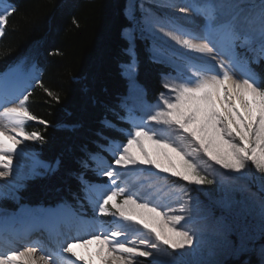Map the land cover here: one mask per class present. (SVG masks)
<instances>
[{
  "label": "snow or ice",
  "instance_id": "obj_1",
  "mask_svg": "<svg viewBox=\"0 0 264 264\" xmlns=\"http://www.w3.org/2000/svg\"><path fill=\"white\" fill-rule=\"evenodd\" d=\"M165 6L176 7L182 13L194 9L205 17V24L199 33H194L174 21L156 19L151 9L145 6V0H128L125 5V17L129 25L124 28L122 36L128 45L124 51L129 59L122 63L120 68L121 74L129 81L130 95L139 87L136 83L139 69L136 40L140 38L137 33H152L156 28L190 52L201 54V57L210 56L212 60L217 61L218 69L207 59L201 58L198 63H192L191 58H187L191 75L183 76L178 68L153 55L154 63L166 64L172 68V71L161 74L164 87L169 89L171 95L161 92L160 103L147 117H137L132 107L124 103L120 105L125 109L126 115H118L117 118L128 120L134 131L126 133V144L109 141L107 146L97 145L112 156V163H108L99 153L89 156L97 165L92 170L98 176H107L109 179L104 192H97L83 172L77 177L83 186L85 199L99 216L118 215L125 223L140 225L149 235L154 236L155 242L143 236L130 237L121 229H108L101 225L89 236L67 239L59 245V251L55 254L36 242L26 245L24 250L17 248L10 253L0 252V264H18L21 261L23 264H57V256L62 257L65 264H76L77 261L93 264L91 259H85L74 251L76 247L88 248L93 244L96 249L91 255L99 258L100 264H142L136 257H152L149 264H188L185 257L194 253L176 250L193 245L195 233H190L182 225L186 220L184 213L190 212V209L182 206L179 214L169 216L158 211L157 206H150L149 201L139 199L134 192L129 191L125 195L126 185L122 179L124 173L117 168L131 171L129 166H152L159 172L168 173L189 183L211 184V179L200 174L194 159L202 152L216 165L235 173H247L251 166L264 173V76L251 67L252 63L258 65L264 61V5H261L256 17L258 26L250 27L247 32L238 29L231 22L218 20L217 13L220 10L235 6L223 3H168ZM14 11L15 7L12 5H9L8 9H0V35L4 33L3 25L7 23L8 15ZM137 11L141 14L139 18ZM256 38L262 43L258 50H253L251 44ZM246 45L249 47L244 53L238 51V48H244ZM247 51H255L251 60ZM18 67L9 69L8 72L0 74V77L18 71ZM48 95L59 99L51 91H48ZM28 99L26 91L15 100L7 99L5 90L0 89V121H5L0 125V169H3L0 171V178L8 177L14 172L19 173V169L14 168L13 164V154L24 152V149L18 150L19 145L24 141L40 144L45 142L38 131L26 130L29 122L38 119L27 106ZM13 103L16 106H11ZM147 121L173 129L179 140L188 146L187 149L170 138H162L160 130L149 127ZM39 123L46 124L42 119H39ZM104 123L106 127L115 128L110 121L106 120ZM59 163V160L48 163L37 158L28 176L39 174V169L45 172L55 171ZM80 163L83 169L89 168L86 160ZM135 170L144 171L138 168ZM148 171L150 172V169ZM8 186L16 189L23 187L22 184L15 183ZM121 197L123 198L119 199ZM0 198H11L16 202L20 199L15 192L10 197L0 195ZM110 204L114 212L110 210ZM64 208L65 205H58L56 209L28 211L57 217L62 214ZM25 209L26 206H21V211ZM260 214L264 218V205H261ZM3 219L5 218L0 217V223ZM82 223L90 224L85 220H82ZM177 225L181 227L178 228ZM90 226H94V222ZM161 244L173 250L175 254L164 251ZM197 244L199 245V240ZM38 248L41 254L36 259ZM161 253L165 257L163 260L158 259ZM73 257L75 259H72ZM208 264L215 262L209 261Z\"/></svg>",
  "mask_w": 264,
  "mask_h": 264
},
{
  "label": "trees",
  "instance_id": "obj_2",
  "mask_svg": "<svg viewBox=\"0 0 264 264\" xmlns=\"http://www.w3.org/2000/svg\"><path fill=\"white\" fill-rule=\"evenodd\" d=\"M0 1L15 7L0 37V74L17 66L18 71H26L35 65L39 82L27 93L26 103L38 119L29 122L26 130L38 131L45 140L35 145L36 158L60 162L55 171L41 170L23 182L17 191L18 203L53 206L65 202L75 206L76 199L84 195L78 174L83 172L90 182L107 181L92 173L90 154L102 153L112 160L97 145H106L110 139L125 141L121 130L129 127L117 118L126 115L120 105L129 90V81L120 68L129 59L124 51L128 45L122 36L129 25L125 17L128 0ZM217 1L235 6L225 10L234 14L232 18L237 22L251 15L247 10L259 12L263 0H246L258 1L253 7L245 0ZM251 16L249 22L255 18ZM247 48L238 51L244 53ZM149 49L146 37L136 40V82L145 99L155 102L164 91L161 74L172 70L166 64L154 63ZM254 55L255 51H247L249 60ZM251 67L264 76V61L252 63ZM48 91L59 99H53ZM39 119L46 124H40ZM106 120L116 127H106ZM82 160L88 162V169L81 167ZM0 206L13 209L15 205L10 199L0 198ZM109 208L112 210L110 205ZM87 210L93 214L90 208ZM110 216H100V220L109 222ZM244 257L232 258L226 264H245Z\"/></svg>",
  "mask_w": 264,
  "mask_h": 264
},
{
  "label": "rangeland",
  "instance_id": "obj_3",
  "mask_svg": "<svg viewBox=\"0 0 264 264\" xmlns=\"http://www.w3.org/2000/svg\"><path fill=\"white\" fill-rule=\"evenodd\" d=\"M207 1L211 0H145V6L151 9L156 19L161 21H174L186 30L199 33L205 24V17L203 15L194 9L182 13L176 7H166L165 5L168 3L177 5H204ZM212 1L213 4H219L217 0ZM222 1L224 2V0ZM246 3L253 7L258 1L252 3L246 1ZM261 5H264V0ZM0 9H7V6L4 3L0 4ZM224 10H220L217 16L218 20L222 22H231L244 32H247L250 27L258 26V21L256 20L258 12L247 10V14L255 15V18L250 21L252 22L250 24L249 19L252 18L251 15L246 17L247 19H240L236 22L232 18L235 17L234 14L229 10ZM136 15L139 18L141 14L137 11ZM137 35L138 37H146L148 39L149 51L152 57L155 55L164 60L166 64L178 68L183 76L191 75L187 57L201 58L196 53H192L177 45L156 28L152 30V33L144 32L143 34L137 33ZM261 43L259 38H256L252 42L251 48L258 50L261 47ZM245 47L249 46L246 45ZM203 59L209 60L218 69L219 66L216 60H212L210 56H207V58L204 57ZM13 74L17 82H31V85L35 83L36 73L34 70L31 73L32 80L26 74H20L17 71L10 73L9 76ZM163 92L171 95L167 88ZM17 94L12 93L8 99L15 100L14 98L19 96ZM122 103L132 107L133 112L139 114V117H147L156 110L157 104L160 101L158 96L155 103H148L144 99L143 91L138 87L132 91L131 95L128 90L127 95L122 99ZM11 106H16V104L13 103ZM3 123L5 122L0 121V125ZM128 123L130 124V122ZM147 123L149 127L158 128L162 138H170L187 149L188 146L179 140L173 129L165 125H156L151 121H147ZM133 131L131 125V128L125 133ZM126 142L127 136L123 143L126 144ZM37 143L35 141H24L20 145L29 155V159L27 161L28 163L25 164V169H28L27 172L24 170V177L19 181H14L17 184H22L32 177L28 176V173L36 159L35 145ZM148 147L151 149L150 145ZM100 155L108 163H112L103 154ZM194 159L199 167L200 174L211 179L213 183L199 185L189 183L178 177H173L168 173L159 172V170L152 166L138 165L129 166V169H132L131 171L123 169L125 172L123 175L125 181H123L126 185V192H134L139 199L149 201L150 206H157L158 211H162L169 216L179 214V209L182 206L190 209V212L184 213L186 220L182 222V225L190 233H195L193 245L186 246L182 250H176L184 253H194L185 257L188 264H208L209 261H214L215 264H226L230 259L238 258L241 255H245L243 258L245 264H264V218L260 214L261 205H264V173H260L254 166H251L247 173H235L232 170L224 169L220 165H216L204 156L202 152L195 156ZM113 167L117 166L113 165ZM137 168L144 169V171H136L135 169ZM149 169L150 172L148 171ZM40 170L42 169L38 170L39 173ZM117 170L122 171L120 168H117ZM91 184L95 186V189L99 187L105 189V186L109 184V180L106 185L99 183ZM4 188V186L0 185V195L10 197L13 192L17 195L18 189L15 188L13 191H6ZM8 199L16 202L11 198ZM86 201L89 203L88 200ZM79 205L81 207L83 206L81 202H79ZM89 206L92 207L90 203ZM92 209L94 214L99 217L93 207ZM173 209L176 211L173 212ZM111 211L114 212L115 210L112 209ZM5 215L10 218V214L3 211L2 216ZM111 220L112 223H108L105 226L106 228L121 229L129 236H143L155 242L154 236L149 235L142 226L132 222L125 223L120 220L118 215H111ZM177 227L180 228L181 225H177ZM197 240H199V245L197 244ZM160 246L164 251L175 254L173 250L168 249L166 246L162 244ZM58 247L57 245L56 249ZM161 256L164 257V254L161 253Z\"/></svg>",
  "mask_w": 264,
  "mask_h": 264
},
{
  "label": "bare ground",
  "instance_id": "obj_4",
  "mask_svg": "<svg viewBox=\"0 0 264 264\" xmlns=\"http://www.w3.org/2000/svg\"><path fill=\"white\" fill-rule=\"evenodd\" d=\"M3 3L7 6V9H8L9 5L5 1H0V4H3ZM197 55L201 56V54H197ZM204 57L207 58V56H204ZM187 58H191V61L193 63H198L199 60L202 57L201 58L199 57L200 59L199 58H193V57H187ZM32 68H33L32 70H34L35 73H36V80L38 81L40 74L37 71L35 65H33ZM171 70H172V68H171ZM162 83H163V81H162ZM7 97H9V95H7ZM157 99H158V97H157ZM19 149H22V147L20 145L18 146V150ZM28 159H29V155L27 154V152L25 150H24L23 154H13L14 168H18L19 169V173L17 174L16 172H14L13 174H10L8 177L0 178V185L4 186L5 187L4 189L6 191L7 190H12L13 191L15 188L10 187L8 185H10L11 183L17 184L14 181H19L22 177H24V175H25V171L24 170H26V172H27V169H28V168L25 169V164L28 163L27 162ZM2 170L3 169H0V171H2ZM96 191H99V192L103 191L104 192L105 189L99 187L98 189H96ZM29 209L30 210H36V209H41V208L40 207H27L24 211H21L20 212V218H21L22 221L19 220V223L15 227L16 229H19L21 227L24 228L27 225V223H23V220L28 221V222H30V221H42V223L43 222H50L51 224L58 225V223L60 222L61 216L64 214L62 212V214L57 216V217H51V216H48V215H46L44 213H30L28 211ZM42 209H44V208H42ZM54 209H56V208H54ZM3 211L4 210L0 211V217H3L5 219H3L2 223H0V224H3V225H0V227L4 226V228H6V226L9 225V228L12 229L13 226H11L12 225L11 219L9 217H7L6 215L2 216ZM46 219H48V220H46ZM96 228H99V226L94 225V227H91L89 229V231L87 233H85L82 237L89 236L92 231L96 230ZM18 232H20V231L18 230ZM130 237H134V236H130ZM122 238L123 237H121V239ZM141 248H143V246H141ZM16 249H17V247H13L12 246V247L7 248V252L10 253L11 251L16 250ZM95 249H96V245L93 244V245L89 246L88 248L76 247V248H74V251L77 253V255L84 256L85 259H91L93 261V264H100L99 258L95 257L94 255H91L95 251ZM149 250H151V249H149ZM48 251H50L52 253H57L59 251V248H57V249L56 248H51ZM56 258H61V257L57 256ZM72 259H75V258L73 257ZM135 259L141 261L142 264H149V262L153 258L152 257H147V258H145V257H136ZM158 259L163 260L165 258L162 257L161 254H160ZM18 264H23V262L22 261L18 262ZM40 264H42V263H40ZM76 264H83V262L82 261H77Z\"/></svg>",
  "mask_w": 264,
  "mask_h": 264
}]
</instances>
